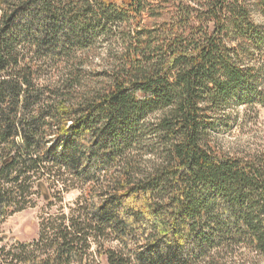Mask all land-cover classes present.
<instances>
[{"label":"trees","instance_id":"16d2710c","mask_svg":"<svg viewBox=\"0 0 264 264\" xmlns=\"http://www.w3.org/2000/svg\"><path fill=\"white\" fill-rule=\"evenodd\" d=\"M150 1L0 0L1 239L81 192L5 264L264 257V138L217 142L264 111V0Z\"/></svg>","mask_w":264,"mask_h":264},{"label":"rangeland","instance_id":"374dc122","mask_svg":"<svg viewBox=\"0 0 264 264\" xmlns=\"http://www.w3.org/2000/svg\"><path fill=\"white\" fill-rule=\"evenodd\" d=\"M162 0H151L150 4L153 6L158 5ZM253 20L256 24L260 22L257 14L253 15ZM264 82V80H263ZM231 116L238 114L235 117V122L231 125L228 132L221 133L217 136V142L222 144L226 148H235V146H243L248 143H256L257 139L264 138V111L259 112L258 120H254L253 115L250 114L251 119L248 122L246 128L241 130L239 123L245 117L242 108L239 112H235L232 109L229 112ZM223 132V131H222ZM58 187L54 190V200L50 204L43 203L40 197H33V207L26 209L23 212L16 213L9 216L1 225V234L10 238V240L1 239L0 235V264L10 262L11 253H16V248L20 246L31 247L40 241L43 228H46L48 224L58 223L57 220L64 217L70 219L72 213L77 210V201L80 198L81 192L78 190H72L68 193L58 195ZM46 236H52L50 232L46 233ZM109 247L117 249L116 244H108ZM84 256V253L81 255ZM253 262L251 264H264L263 256H253ZM251 262V257L250 260ZM249 262V264H250ZM76 264H105V262L98 258L96 255V248L89 250L83 257V261ZM242 264V262H241ZM248 264V262L246 263Z\"/></svg>","mask_w":264,"mask_h":264}]
</instances>
